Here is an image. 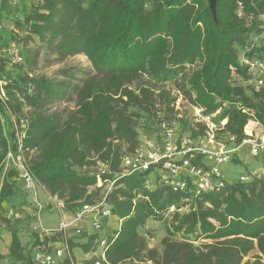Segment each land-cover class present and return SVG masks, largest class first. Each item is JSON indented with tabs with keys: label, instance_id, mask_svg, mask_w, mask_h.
<instances>
[{
	"label": "trees",
	"instance_id": "1",
	"mask_svg": "<svg viewBox=\"0 0 264 264\" xmlns=\"http://www.w3.org/2000/svg\"><path fill=\"white\" fill-rule=\"evenodd\" d=\"M2 14L11 30L8 40L0 32V48L11 40L21 46L32 41L61 59L83 56L90 65L76 73L60 70L58 82L31 75L25 64L0 63V158L14 149L11 117L30 108L22 144L40 186L64 203L68 215L104 199L117 222L104 233L102 264H264V177L196 194L191 187L173 191L161 165L119 174L122 159L142 146L139 121L155 144L162 140L161 119L175 124L179 138L202 136L203 126L195 131L176 118L168 83L190 108L213 116L217 137L229 147L264 130V90L250 84L247 65L264 62V0H216V21L206 0H4ZM79 74V85H70ZM56 100H71L74 108L48 111ZM97 161L108 166L106 173L80 171ZM192 163L205 166L200 155ZM104 185L110 188L95 198ZM16 188L15 172H6L0 203ZM2 213L0 223L12 235L9 255L20 264H35L33 250L46 253L47 244L59 240L41 241L30 231L28 247L22 246L21 220ZM149 221L162 226L159 249L149 248L141 234ZM99 240L85 231L69 239L60 264H75L73 248L91 254L81 264H96Z\"/></svg>",
	"mask_w": 264,
	"mask_h": 264
},
{
	"label": "built area",
	"instance_id": "2",
	"mask_svg": "<svg viewBox=\"0 0 264 264\" xmlns=\"http://www.w3.org/2000/svg\"><path fill=\"white\" fill-rule=\"evenodd\" d=\"M4 1V0H0ZM10 5H16L19 0H5ZM3 30L0 21V32ZM3 62L6 67H19L25 64V58L21 44L14 40L8 41L5 46L0 48V63ZM249 70L253 73V86L256 89L264 90V62L254 60L247 63ZM1 99L4 98V91ZM180 97V96H179ZM183 101L182 97L179 98ZM28 107H24L26 109ZM28 110H31L30 108ZM195 115V121L203 126L202 136L195 140H189L185 137L178 136L175 124L168 120L161 119L159 121L162 140L159 144H149L144 149H137L134 154L126 156L122 159L124 168L121 176H129L137 172H144L151 167L161 165L162 170L167 173L165 178L173 191H184L191 187L196 194L202 192H212L215 189L224 186L226 180L220 170V166L225 163L232 162L235 154L242 146L249 147V154L253 158H261L264 156V130L258 129L255 133H248V137L244 139L238 147H229L217 137V125L213 121V116L203 115L202 110L192 108ZM12 129L14 132V149L9 148L3 158H0V174L1 180L8 171L15 172L16 186H19L27 198V204L33 209L32 217L38 223L37 227H31L30 231L38 233L42 241L43 237L57 236L58 241L47 244L49 251L40 252L38 249L33 250L31 259L35 264H60V260L67 255L69 239L78 238L83 232L84 222H89L94 233L100 235L98 242V261L96 264H102L104 260V249L106 248V239L104 233L110 228V221L114 220L112 214L102 199L97 203L82 204L78 207L74 214L68 215L66 207L61 200H52L46 204L39 199L40 184L34 177L25 158L22 141L25 137V131L28 125V117H11ZM197 155L202 156L205 166H198L192 163ZM108 171L106 164H100L98 168L99 174ZM264 177V166L258 171L248 173L239 177L242 182L252 179H260ZM113 184H110V186ZM174 208L172 207L171 210ZM44 211H59L62 219L54 228H43L40 223V214ZM16 216L15 209H9L6 212V218L13 219ZM68 218H64V217ZM93 234V233H92Z\"/></svg>",
	"mask_w": 264,
	"mask_h": 264
},
{
	"label": "rangeland",
	"instance_id": "3",
	"mask_svg": "<svg viewBox=\"0 0 264 264\" xmlns=\"http://www.w3.org/2000/svg\"><path fill=\"white\" fill-rule=\"evenodd\" d=\"M0 21L2 22V25H3V32H4L2 35L3 39L5 38L6 40H8V37L6 35H8V31L11 30V27L9 26V23H8V19L6 18L5 15L2 14L0 17ZM22 51H23V55L25 58V69L28 71V73H30L31 75L35 77H38V76H42L45 78L55 77V79L58 82H62L63 79L59 75H57L60 70L71 68L70 69L71 72L76 73L79 71L88 70L90 67L87 59L83 56H76L73 58L68 57L65 59H61L55 54L54 51L50 50L49 47L46 46L44 48H39L37 44H35L32 41L22 43ZM250 74L253 78L250 84L253 85L254 76H253V73L250 72ZM79 77H80V74L76 77V79H69L68 82L70 83V85H79V79H78ZM236 83L241 84L244 87L249 86L248 84L244 82L236 81ZM167 87L168 89L171 90L172 97L175 98L174 111L176 113V118L180 120L186 119L188 122H190L189 124H191V128L193 130L199 131L202 125L195 121V115H194V111L192 110V108H190L184 100L181 101L179 99L180 97L177 95L178 88L176 86H173L171 83H168ZM0 96L1 97L3 96L2 92H0ZM72 108H74V103L71 100H67V101L66 100H56L53 102L51 107H47L48 111L50 112H62L64 110L65 111L71 110ZM28 109L29 108L22 109L21 113L24 116L29 117L31 110H28ZM222 125L224 124L222 123ZM142 126H143V121H139L137 124V131L139 135L138 138L142 145L140 146V148L144 149L146 146H148L149 144L151 145L154 142L152 141L153 136L150 133H148V131H146L145 128ZM237 155L240 159V163L234 164L230 162V163H225L220 166V170L222 171V173H225V177L227 179L226 182L228 183H232L238 180L239 177L247 175L246 166L252 165L253 163H255V160H256L255 158L250 156L249 147L245 145L239 149V152ZM25 158L27 159L26 155H25ZM99 166H100V163L97 161L93 165L87 168H83L80 171L85 172V173H93V172H96V170H98ZM123 168H124V163L121 162L120 167H119L120 173L122 172ZM98 186H101V185L99 184ZM109 188L110 187L107 185L102 186L99 189L100 191L95 194V198L99 197L101 193L105 192ZM92 191L93 190L90 189L89 192H92ZM47 198H48V195L40 187L39 189L40 201L45 202L47 201ZM46 212L47 211H44L40 216V223L42 227L43 228L56 227L59 221L58 215L55 212L52 214H49ZM109 223H110V228L114 229L116 227L117 222L115 220H111ZM83 224H89V222L86 221ZM34 226L35 227L38 226V223L35 221H33V226L31 225V227H34ZM89 228H90L89 231L84 230V229L83 230L87 233H91V234L94 233L91 226H89ZM141 234L145 238L147 242V246L149 248L159 249V241L164 236L161 224L149 221L145 224V227L141 230ZM195 244H198V243H195ZM89 258H92V257H89ZM248 258H250V256ZM73 262L75 264H78L81 262V259H78V260L73 259ZM125 264H149V263H143V262L140 263V262L130 261V262H126Z\"/></svg>",
	"mask_w": 264,
	"mask_h": 264
},
{
	"label": "crops",
	"instance_id": "4",
	"mask_svg": "<svg viewBox=\"0 0 264 264\" xmlns=\"http://www.w3.org/2000/svg\"><path fill=\"white\" fill-rule=\"evenodd\" d=\"M238 152H239V150H238ZM238 152L235 154L234 158H237V160L240 163V159L237 155ZM255 159H256L255 163H253L250 166L249 165L246 166L247 174L251 173V172L258 171L259 169H261L264 166V156L261 158H255ZM223 176H224L225 180H227L225 177V173H223ZM1 183H2V180L0 178V187H1ZM41 188L48 195L47 201H45L43 203L46 204L47 202H49L50 198L52 200H55V201L58 200V198L56 196H52L48 191H46V189L43 186H41ZM16 189H17V191L11 199L2 201L0 203V212L2 211L3 217H5L7 210H9V209H15L16 210V216L13 219H20L21 220L20 221L21 225L19 226V227H21V231L17 232V237L20 240L22 246L28 247L29 242H30L29 232H30L31 225L33 226V221H34V217H32L33 209L27 204V198L25 196L24 191L21 188H19V186H17ZM18 209H19V211H18ZM54 212L58 215V218L60 221L62 219V214L59 211H54ZM54 212H48L47 211L46 213L52 214ZM41 214H40V216H41ZM64 218H68V217L66 216ZM89 226H90V224H83L84 230L89 231L90 230ZM47 228H53V227H47ZM74 242H78V241H74ZM11 244H12L11 232L7 231L4 228V225L0 223V254L2 256V258L0 259V264H20V262L18 260H16L15 258H13L9 255ZM71 253H72V256L74 259H76V260L81 259V262H83L84 260H87V259H89V257H91V254H89V253L85 254L79 248H73ZM80 263H78V264H80Z\"/></svg>",
	"mask_w": 264,
	"mask_h": 264
},
{
	"label": "water",
	"instance_id": "5",
	"mask_svg": "<svg viewBox=\"0 0 264 264\" xmlns=\"http://www.w3.org/2000/svg\"><path fill=\"white\" fill-rule=\"evenodd\" d=\"M209 4V10L212 14L213 20L216 21V0H206Z\"/></svg>",
	"mask_w": 264,
	"mask_h": 264
}]
</instances>
